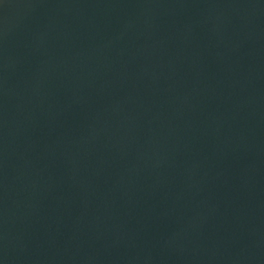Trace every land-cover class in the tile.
Returning a JSON list of instances; mask_svg holds the SVG:
<instances>
[{
    "label": "water",
    "instance_id": "95a60500",
    "mask_svg": "<svg viewBox=\"0 0 264 264\" xmlns=\"http://www.w3.org/2000/svg\"><path fill=\"white\" fill-rule=\"evenodd\" d=\"M0 264H264V0H0Z\"/></svg>",
    "mask_w": 264,
    "mask_h": 264
}]
</instances>
